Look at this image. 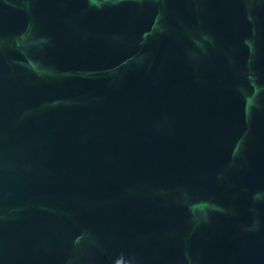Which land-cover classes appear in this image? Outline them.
Here are the masks:
<instances>
[{"label":"water","instance_id":"water-1","mask_svg":"<svg viewBox=\"0 0 264 264\" xmlns=\"http://www.w3.org/2000/svg\"><path fill=\"white\" fill-rule=\"evenodd\" d=\"M0 264H264V0H0Z\"/></svg>","mask_w":264,"mask_h":264}]
</instances>
